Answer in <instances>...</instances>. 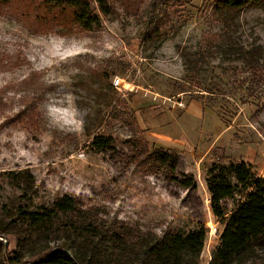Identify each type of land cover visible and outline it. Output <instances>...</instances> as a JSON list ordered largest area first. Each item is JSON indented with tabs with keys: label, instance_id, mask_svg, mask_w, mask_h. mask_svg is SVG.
<instances>
[{
	"label": "rangeland",
	"instance_id": "rangeland-1",
	"mask_svg": "<svg viewBox=\"0 0 264 264\" xmlns=\"http://www.w3.org/2000/svg\"><path fill=\"white\" fill-rule=\"evenodd\" d=\"M109 1L115 13L84 31L43 0H0V221L19 204L35 210L69 195L104 229L153 238L201 224L200 264H208L224 224L210 209L207 170L245 162L264 179V60L252 73L225 47L231 36L240 48H264V5L242 10L228 28L215 0ZM163 13L169 23L153 40ZM192 102L205 112L187 127L195 160L220 140L201 164L161 147L177 156L171 171L148 156L160 146L147 132L163 116L170 127L175 110L184 123ZM100 136L112 139L110 149L92 146ZM25 170L37 192L30 201L8 176ZM184 177L197 188H182ZM242 200L223 202L227 218ZM0 240L15 250V238Z\"/></svg>",
	"mask_w": 264,
	"mask_h": 264
},
{
	"label": "trees",
	"instance_id": "trees-1",
	"mask_svg": "<svg viewBox=\"0 0 264 264\" xmlns=\"http://www.w3.org/2000/svg\"><path fill=\"white\" fill-rule=\"evenodd\" d=\"M43 3L65 13L84 31L98 29L100 15L109 17L115 13L109 0H43ZM263 5L264 0H215L214 14L231 28L242 10ZM167 23L165 13L154 20L153 40L159 39ZM225 47L229 54L248 65L252 73L259 70L264 60L261 45L240 48L228 36ZM111 144L110 137L102 136L92 142L99 151L110 149ZM163 149H155L148 156L159 165L176 170L177 156ZM8 176L12 186L22 191V199L30 201L37 195L34 178L27 170ZM178 184L188 190L197 188L192 177H184ZM205 185L211 196V212L224 224L219 245L208 264H264V179L258 178L245 162L215 163L207 170ZM237 196L243 200L227 218L223 202ZM9 236L15 238L16 248L8 252L7 244L0 240V264H200L207 230L200 224L189 231L166 230L160 237L147 238L125 228L104 229L76 198L64 195L35 210L26 203L19 204L7 222L0 221V238ZM101 245L110 248L101 250Z\"/></svg>",
	"mask_w": 264,
	"mask_h": 264
},
{
	"label": "crops",
	"instance_id": "crops-1",
	"mask_svg": "<svg viewBox=\"0 0 264 264\" xmlns=\"http://www.w3.org/2000/svg\"><path fill=\"white\" fill-rule=\"evenodd\" d=\"M143 104L148 108L151 104L146 100H144ZM192 105V106H191ZM176 112H170L169 115H171L169 117L170 121H171V125L169 127V125L167 124H163V122L165 121V116H163L161 119H156L155 122V126L151 127V131L147 132L148 136L150 137V139L154 140V143H156L158 146L160 147H164V148H168L170 150H176L179 152L182 151H187V152H191V154L189 155L192 156V160H195V156H194V152L197 149L195 146V141L194 138L192 137V134H194L192 131V129L190 130L188 127V124L193 125V127L198 124L195 125V121L194 120H202L204 118V109L202 107L201 104H198L197 102H192L188 105V107L186 109H184V111L186 112V115H188L187 119L185 120L184 123H181L178 118L176 117L177 113L180 114L179 116H181V111L183 110H175ZM165 112H162V114ZM175 113V114H174ZM150 116H152L153 114L149 113ZM162 114H159L158 111H154V115L153 116H161ZM185 115V113L183 112L182 115ZM180 126H178V125ZM189 126V127H190ZM189 131H188V130ZM220 139L218 137L214 138L212 140V143L210 145V147L206 150L205 153H198V155L196 156V160L195 162L197 164H201L209 155L211 148H213L216 143L219 141Z\"/></svg>",
	"mask_w": 264,
	"mask_h": 264
},
{
	"label": "built area",
	"instance_id": "built-area-1",
	"mask_svg": "<svg viewBox=\"0 0 264 264\" xmlns=\"http://www.w3.org/2000/svg\"><path fill=\"white\" fill-rule=\"evenodd\" d=\"M114 84H115V86H117V87H119V85H120V83H119L118 80H116Z\"/></svg>",
	"mask_w": 264,
	"mask_h": 264
}]
</instances>
